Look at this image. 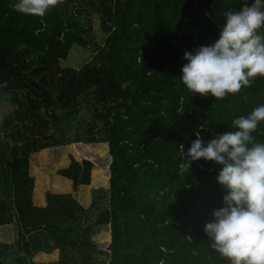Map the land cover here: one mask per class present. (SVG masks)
<instances>
[{"label":"trees","instance_id":"obj_1","mask_svg":"<svg viewBox=\"0 0 264 264\" xmlns=\"http://www.w3.org/2000/svg\"><path fill=\"white\" fill-rule=\"evenodd\" d=\"M15 2L0 0V101L12 108L0 126V227L14 224L17 237L0 244V264H228L204 232L225 194L220 166L201 160L184 171L181 152L197 131L210 140L264 104V77L223 100L193 96L180 78L185 52L218 39L224 13L245 0H60L43 17ZM76 46L92 60L62 68ZM254 135L264 142V124ZM99 143L109 188L95 190L89 208L49 192L34 206L32 154ZM92 169L72 160L58 175L76 190ZM106 226L111 241L100 250L92 237ZM52 252L58 261H33Z\"/></svg>","mask_w":264,"mask_h":264},{"label":"clouds","instance_id":"obj_2","mask_svg":"<svg viewBox=\"0 0 264 264\" xmlns=\"http://www.w3.org/2000/svg\"><path fill=\"white\" fill-rule=\"evenodd\" d=\"M59 3L16 0L13 9L43 17ZM183 58L187 63L180 80L193 96L223 100L264 77V0H245L239 10L225 12L218 39L185 52ZM261 124L264 104L234 117L230 131L210 140L197 131L187 152H181L184 171L201 160L220 166L216 180L225 194L204 232L209 247L228 264H264V142L254 135Z\"/></svg>","mask_w":264,"mask_h":264},{"label":"rangeland","instance_id":"obj_3","mask_svg":"<svg viewBox=\"0 0 264 264\" xmlns=\"http://www.w3.org/2000/svg\"><path fill=\"white\" fill-rule=\"evenodd\" d=\"M91 22L94 39L100 47H103L105 35L100 30L99 20L97 17H93ZM92 57L91 49L76 46L67 60L61 61V67L79 69L89 63ZM11 109V105L6 99L0 101V126L3 118ZM84 112L85 110L82 111V115H84ZM3 137L4 133L0 131V140ZM72 160L79 163L88 160L93 164L90 173V184L78 186L76 190L70 180L58 175L60 170L69 167ZM109 164L108 146L105 143L66 145L32 154L29 158V172L35 179L32 195L34 206L45 207V195L49 192L53 195H70L81 207L84 209L89 208L93 192L109 188ZM16 237V226L14 224L0 227V244H13ZM92 240L100 250H105L111 241L109 227L101 228V231L93 236ZM58 258V252H52L49 255H36L33 261L35 263H49L58 261Z\"/></svg>","mask_w":264,"mask_h":264}]
</instances>
